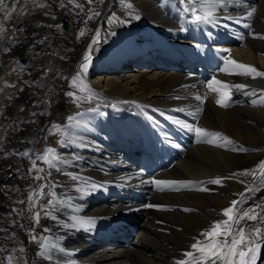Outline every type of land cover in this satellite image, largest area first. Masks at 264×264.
Instances as JSON below:
<instances>
[{"label": "bare ground", "instance_id": "1", "mask_svg": "<svg viewBox=\"0 0 264 264\" xmlns=\"http://www.w3.org/2000/svg\"><path fill=\"white\" fill-rule=\"evenodd\" d=\"M134 1L106 0L104 9L92 19L83 7H77L78 1L48 0L43 9L29 11L36 12L34 16L27 13L15 18L8 35L0 39V153H5L4 144L9 146L8 173L0 162V264H9V258L12 264H181L192 260L188 252H193L194 264H206L191 245L204 243L201 234L214 222L227 219L222 210L234 200L240 202L241 211L264 203V191L255 196L246 190L260 186L262 170L239 174L264 161V104L252 103L261 98L264 76L241 74L245 70L231 64L234 60L264 72L260 14L235 20L243 29H233L242 38L235 36L233 44L221 43L225 58H218L220 65L208 70L204 64L184 60L190 56L185 26L191 12H184L178 0ZM262 2L256 4H263L264 9ZM128 3L132 9L125 7ZM91 5L98 8L97 0ZM130 11L140 19L129 16ZM113 17L118 21L109 24ZM211 24L216 30L232 27L224 19ZM26 28L30 31L24 35L21 31ZM32 28L37 29L35 35ZM97 29L98 42L92 44ZM81 32H89L88 37L82 40ZM22 53L26 61L21 60ZM115 53L121 66L117 70L110 59ZM180 53L184 56L179 57ZM86 55L91 62L82 79L99 96L74 103L67 93L73 89L77 96L85 95L72 87L71 80ZM16 60L25 65H17ZM102 67L112 70L101 72ZM222 92L232 100L227 107L216 103ZM68 97L72 102L67 104ZM70 116L76 120L69 121ZM55 120L62 122L64 132L51 141L48 127ZM176 121L219 132L232 143L219 147L221 140L208 143L212 137L194 131L192 145L171 168L153 175L139 172L132 156L142 145L159 147L170 141L167 127ZM48 145L59 161L51 168L46 180L49 192L39 204L33 183L36 176L45 175L37 157ZM241 146L250 150H231ZM216 178H221V184L207 183ZM156 180L194 184L157 185ZM240 184L245 189L241 194ZM127 187L147 192L152 207L141 210L135 204H120L116 195L127 194ZM32 203H37L35 210ZM73 217L91 218L94 225L72 227ZM136 218L142 225L129 242H121L122 236L117 245L107 242L119 220L136 226ZM41 237H47L44 256L38 255ZM257 264H264V247Z\"/></svg>", "mask_w": 264, "mask_h": 264}, {"label": "snow or ice", "instance_id": "2", "mask_svg": "<svg viewBox=\"0 0 264 264\" xmlns=\"http://www.w3.org/2000/svg\"><path fill=\"white\" fill-rule=\"evenodd\" d=\"M2 2V0H0ZM183 5L184 12H191L192 14V22L193 23H206L211 24L215 23L217 17L215 12L223 8L225 6L226 0H199V3L196 4L194 0H180ZM88 3H92V0H88ZM77 7H81L77 5ZM126 8L132 9L133 6L128 3L125 5ZM252 10L248 12V17L251 18L253 15ZM129 16H132L134 19H140L139 15H134L132 11H130ZM94 15H99V13H94ZM91 18V17H90ZM118 18L113 17L108 20L109 24L117 22ZM121 23H126L128 21H119ZM238 22V21H237ZM183 30V29H182ZM84 33L81 32L80 35ZM99 29H97L96 36L93 37L92 44H96L98 42L97 38L99 37ZM92 45H89L91 49ZM199 47V45H197ZM84 63L80 66V71L72 77L71 84L72 87L77 89L79 92L84 93L83 96H77L75 92H69L67 95L73 97L74 103H79L81 100L91 101L99 96L97 92H95L82 77L87 73L89 64L91 62V56L86 55L84 57ZM231 64L235 65L237 68L244 69L245 71L241 74L250 75L254 74V76H264V72H259L255 67L237 64L236 61H231ZM226 70V69H225ZM215 84H220V81H213ZM209 87H212L210 84ZM224 88H227V85H223ZM237 88H245V85H236ZM213 91H219L217 88H213ZM255 91V90H254ZM261 91V98L259 100H253V105L257 103L264 104V90ZM201 103H203V99L200 96L196 97ZM230 100V96L227 92H222L220 94V98L216 100L217 105L222 107H227L228 102ZM200 111V109H198ZM69 121H75L76 117H69ZM176 123L180 124V126L188 128L189 130H194L198 136L212 137L213 139H209L208 143H215L217 139L222 142L218 144L219 147H225L226 144L232 143L228 137L222 136L219 132H207L205 129L200 127H195L193 129L192 125L176 121ZM54 128L57 129L61 134L64 132V129H61L57 125H53ZM63 143V140L61 141ZM233 151H249L250 149H245L242 146L240 148H232ZM255 151V149H252ZM37 159L44 161L49 168H55L57 166V162L59 161V157L56 155L55 150L52 148L46 149L43 155L37 157ZM258 167L262 170L260 177V186L246 189L249 192L260 191L262 187H264V161H261ZM33 168L35 169V162H33ZM37 171H42V169H36ZM255 169L253 170H243L240 175L247 176L250 174L254 175ZM233 175H237L233 173ZM36 179H43L41 176H36ZM73 180L79 179L76 176L72 177ZM221 178H216L207 181L209 184H221ZM157 185H180L182 187H188L194 184L193 181H154ZM44 186L41 185V188ZM95 187V185H92ZM83 191V189H81ZM176 190H179L178 188ZM203 191H208L207 188H203ZM35 195V194H34ZM55 195L54 193L52 194ZM239 201H232L231 206L223 209L222 214L227 218L223 221L214 222L212 227L203 232L201 235L205 238V242L201 243L197 241L191 245V248L200 253V260L205 261L206 264H257V260L259 258V253L262 247H264V203L253 205L244 210H239ZM49 205L53 204L52 200H49ZM148 207H152V205H148ZM259 208L260 211L257 212L256 209ZM184 211H189V209H184ZM39 213L36 214L37 221L39 220ZM45 215H48L46 212ZM74 223L72 227H80L89 229L94 225V220L91 218H77L73 217ZM248 222H253L252 224H248ZM223 237V239H220ZM33 240H37L35 236L32 237ZM39 247L40 252L38 255L44 256L47 252V237H41L39 239ZM188 257H191L190 261H182L181 264H194L196 258L193 256V252L186 253ZM9 264H12V258H9Z\"/></svg>", "mask_w": 264, "mask_h": 264}, {"label": "rangeland", "instance_id": "3", "mask_svg": "<svg viewBox=\"0 0 264 264\" xmlns=\"http://www.w3.org/2000/svg\"><path fill=\"white\" fill-rule=\"evenodd\" d=\"M74 1H78V5L83 7L85 14L87 16L91 17L92 19L95 17L94 13H100L104 9L105 2H106V0H97L98 8H96L95 6L91 5V3H88V0H74ZM131 1L135 2L134 0H131ZM259 1H261V3H263L262 0H258V2ZM45 2L47 3L48 0H2V2H0V39L5 37V35H8V30H10V28L15 23V21L13 23V20H15V18H23L24 17L23 15H26L27 13L29 14L31 12V10L32 11H34L35 9L39 10V8L43 9V6L46 4ZM261 3L256 4L255 8H256V10H258L257 11L258 15L260 14L258 19L260 20V23L262 24V26L264 28V9L262 8L263 4L261 5ZM35 13H33V14L30 13V15L34 16ZM19 16H21V17H19ZM40 16H42V15H40ZM38 17H39V14H38ZM19 20H24V19H19ZM19 20H16V21H19ZM91 24H93V22H91ZM29 31L30 30L26 28V29H24V31H21V33H24V35H27V33ZM36 32H37V29L32 28V34L35 35ZM88 35H89V32H86L85 35H83L82 40L85 37H88ZM23 55L25 56L24 53H23ZM15 63H17V65H19V64L25 65V62H22L20 60H16ZM131 63H133V62H131ZM134 66H136V65H134ZM100 71L103 72L102 70H100ZM0 81H3V79L2 80L0 79ZM68 91L75 92V90H73V89H68ZM124 99H128V98H124ZM128 100H130V99H128ZM70 102H72V98L68 97L66 100V103L68 104ZM140 102H142L144 105H146V102L144 100H140ZM69 111L71 112V109H69ZM50 125L51 126L48 127V134L50 136L51 141H53L54 137H56L59 134V132L57 131L56 128L53 127V125H57L61 128L62 122L60 120L58 122H56V120H55L54 122H51ZM4 145H6V146H4L5 153H4V150H2L3 152L1 151L0 162H2L1 164H2L3 171L8 173L9 165L7 163L9 160V158H8L9 151L7 150V148L9 146H8V144H4ZM48 148H50L49 145L46 149H48ZM6 150H7V152H6ZM45 151L46 150H43L41 152L42 155L44 154ZM4 155H5V157H4ZM260 162H257L255 165L253 164L254 166H250L252 170L255 169V174H256V170L259 168L258 165L260 164ZM40 163H41V166L43 169V173L45 175L43 174L44 175V176H42L43 179H39V180L35 179V182L33 183V187L38 188L37 191L35 192V199L38 200L37 203H39V204H40V200L44 199L45 195H47V193L49 192V185L46 182V180H48L49 175H51V168H49L48 165L42 160H40ZM7 175L8 176H6V177H10L9 175H11V174H7ZM41 185H43L44 187L41 188ZM239 189H238V192L240 194L243 193L245 191L244 185L240 184ZM263 191H264V188L262 187L260 191L255 192V196H258V193L263 192ZM109 199L110 198H108L107 200L109 201ZM37 203L36 204L32 203V205H33L32 209L33 210H35V208H37ZM37 211H40V206H39ZM135 224H136V227L137 226L139 227V225H142V222H137ZM32 236H33V234H32Z\"/></svg>", "mask_w": 264, "mask_h": 264}, {"label": "water", "instance_id": "4", "mask_svg": "<svg viewBox=\"0 0 264 264\" xmlns=\"http://www.w3.org/2000/svg\"><path fill=\"white\" fill-rule=\"evenodd\" d=\"M61 20H62L63 26L65 28L68 27V23H67L66 18L65 17H61ZM21 60L22 61H26V57L23 55V53L21 54Z\"/></svg>", "mask_w": 264, "mask_h": 264}]
</instances>
